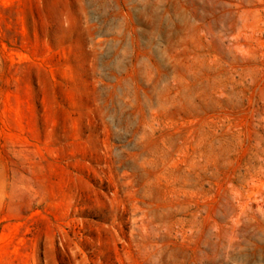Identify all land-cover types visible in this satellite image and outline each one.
Wrapping results in <instances>:
<instances>
[{"label":"rangeland","instance_id":"obj_1","mask_svg":"<svg viewBox=\"0 0 264 264\" xmlns=\"http://www.w3.org/2000/svg\"><path fill=\"white\" fill-rule=\"evenodd\" d=\"M0 264H264V0H0Z\"/></svg>","mask_w":264,"mask_h":264}]
</instances>
